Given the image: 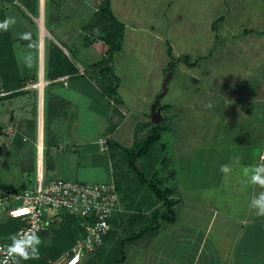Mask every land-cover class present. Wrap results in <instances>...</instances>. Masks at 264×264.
Wrapping results in <instances>:
<instances>
[{"label": "crops", "instance_id": "obj_1", "mask_svg": "<svg viewBox=\"0 0 264 264\" xmlns=\"http://www.w3.org/2000/svg\"><path fill=\"white\" fill-rule=\"evenodd\" d=\"M33 1L0 0V11L5 12L0 22L18 14L15 18H19L23 33L30 34L25 39L11 37L13 53L16 49H35L31 36L36 33L39 39L38 19L40 9H43V23L48 32L44 49L56 45L76 68L79 66L78 73L44 78L43 114L46 121L44 126L42 124V154L45 176L68 181L114 179L117 184L105 136L113 118L117 117L115 103L126 106L150 102L155 92L147 96L144 86L141 91L128 90L122 94L121 49L128 48H124L128 35L133 39L137 31L155 34L160 39L162 32L151 20L153 8L146 6L148 0H109L112 16L122 25V39L115 41L120 45L109 55L111 48L99 34L110 25L97 14L102 0H42V6L41 0ZM168 3L159 7V15H165ZM13 5L18 7L16 12H13ZM31 8L38 9L37 19L29 15ZM51 20L55 22L49 27ZM260 25L263 26V19L248 27L260 29ZM8 28H1L3 34L9 33ZM149 34L141 35L147 38V46ZM257 50L258 74L253 85L248 82L252 75L247 73L246 87L241 94L230 98L215 95L207 99L206 105L193 106V123L215 127L207 133L197 127L191 141L188 137L184 140L178 131L174 133L176 138L172 139L179 143L174 148L169 143L167 172L172 174L177 189L175 219L172 222L160 220L162 222L145 241L138 238L131 243L130 264H264V216H258L256 209L250 206L252 199L264 192V184L251 183L249 179L252 168L264 165V49ZM106 55L110 57L111 71L105 82L115 86L112 96L102 90L104 78H100L97 69H88ZM247 60L253 63L249 56ZM168 62L147 68L148 71L157 70L156 83L150 82L155 89L158 86L161 89L166 82L170 84L167 73L164 75ZM30 68L33 71L36 68V78L24 81L23 87L4 89L3 81H0V188L4 190L26 186L34 178L36 149L33 139L35 133L38 135L39 116L37 114V124L33 125L32 115L36 103L39 113L38 53L37 61L31 57ZM50 69L53 73L54 69ZM30 83H34L32 89L28 87ZM165 112L169 113V110ZM216 130L219 134H215ZM103 141L107 151L102 150ZM218 141L221 144L218 145ZM188 143H194L189 149L192 151L183 159L182 153ZM204 145L207 147L202 161V157L197 156L202 155L200 149ZM223 166L229 171H222ZM142 243L145 248H140Z\"/></svg>", "mask_w": 264, "mask_h": 264}, {"label": "rangeland", "instance_id": "obj_2", "mask_svg": "<svg viewBox=\"0 0 264 264\" xmlns=\"http://www.w3.org/2000/svg\"><path fill=\"white\" fill-rule=\"evenodd\" d=\"M161 1L163 3L169 1L166 6L167 12L165 15L161 14L162 17L158 13L159 7L163 4ZM46 5L47 2L45 3V18ZM13 6V12H16L15 9L18 7ZM146 6L153 8L154 18L151 15V20L155 28L162 32L160 33L162 36L158 40L155 34L148 32L147 46V38L141 36L147 35L145 32L137 31L133 39L128 35V43L124 44V48H128L121 49L123 58L119 65L121 69L120 89L122 94H126L128 90L141 91L146 86L147 96H150L154 90L155 92L150 102L130 103L126 106L114 102L117 117L113 118L105 136L111 151L113 169L117 176L116 182L123 193L125 210L112 221L103 246L88 256V261H84L83 264H130V244L138 239L136 238L137 233H144L140 237L143 240L151 236L152 230L146 232L142 229L150 223L155 230L162 221L153 222L151 215L154 210H164L162 201L142 181L135 171L136 168L144 173L146 179L153 180L159 187H170L172 189L171 198L177 201L178 199L175 198L177 189L172 181V174L167 172L169 171L167 156L169 143L174 145L173 148L179 143L172 139L174 133L178 131L181 136H184V140L188 137V141H191L197 127H200L203 133L212 130L215 126L209 128L210 124L205 126L193 123V106L196 108L200 104L204 106L207 104V99L215 95L235 97L241 94L243 88L246 87L247 73L252 75L248 80L250 85L254 84L256 74H258L256 58L259 50L257 49H264V0H148ZM13 12L9 11V13ZM30 12L29 15L37 19L38 9L31 8ZM15 17V23L10 24L8 28L12 38L23 33L19 18ZM258 19H263V26L260 25V29L248 27L255 25ZM54 22L49 21L48 26H52ZM99 34L105 36L106 32L101 31ZM37 35L35 33L31 36L35 49H16L15 53L12 49L15 61L14 65L10 63L12 66L9 74L10 81L8 85L3 84L4 89L23 87L24 81L36 78V68L34 71L30 68V61L31 57H35L37 61L39 40ZM3 44V31L0 28V47ZM159 45L161 46L158 47ZM3 49L9 48L6 46L0 49V73L3 72L1 66L5 60L2 55ZM44 51L46 77L50 58L57 60L58 55L56 52H51L53 51L51 49H44ZM248 56L253 63H248ZM105 58L110 60L107 55L103 59ZM8 61L6 60V63ZM167 62L169 66L167 70L164 69V75L167 73L170 84L167 85L168 82H166L167 86L164 84L161 89L159 86L155 89L156 86L150 82L156 83L157 70L148 71L147 68L162 66ZM77 69L79 71V66ZM102 77L104 78L103 85L114 90L113 84L109 86L105 82L109 80L108 76ZM0 81H3L1 76ZM33 84L30 83L28 87L33 88ZM168 110L169 113H166L165 111ZM37 114L36 103L33 115L30 114L35 119L33 125L37 124ZM45 121L43 114V126ZM217 122L222 121L217 120ZM153 128H160L159 139L140 156L135 158L129 156L127 150L140 144ZM215 134H219V130H216ZM36 137L35 133L33 139L35 149ZM192 144L194 143L185 145V152L182 153L183 159L191 153L192 150L189 149ZM219 144H221L220 141H218ZM206 147L207 145H204L200 149L202 155L197 156L202 157V161L205 158L203 154ZM204 162L207 166V161ZM18 177L17 175L16 178ZM175 208L174 206V210ZM4 221H6L4 216L0 215V223ZM80 233L76 221L63 217L42 233L38 256L19 259V264H49V260L67 251ZM70 242L72 243L69 244ZM145 247V243L140 246V248Z\"/></svg>", "mask_w": 264, "mask_h": 264}, {"label": "built area", "instance_id": "obj_3", "mask_svg": "<svg viewBox=\"0 0 264 264\" xmlns=\"http://www.w3.org/2000/svg\"><path fill=\"white\" fill-rule=\"evenodd\" d=\"M102 143V150L107 151L105 142ZM122 198L114 179L103 182L47 179L43 156L36 145L33 181L13 190L0 188V215L17 222L14 232L0 237V264L17 262L8 247L13 236L30 242L31 234L35 233L40 238L39 250L42 233L67 213L78 219L82 232L67 251L49 260V264H83L103 246L113 219L125 210Z\"/></svg>", "mask_w": 264, "mask_h": 264}, {"label": "trees", "instance_id": "obj_4", "mask_svg": "<svg viewBox=\"0 0 264 264\" xmlns=\"http://www.w3.org/2000/svg\"><path fill=\"white\" fill-rule=\"evenodd\" d=\"M108 2H109V0H102V4H101L100 8L97 10V14L99 15V18L101 17L102 19H104V21H109L110 25H109V29L107 28L108 32H107V29H105L106 34H105V36H103V38H104L105 42L107 41L109 48H111L108 50V54L111 55L112 51L115 48H117V46L120 45V44L119 45L116 44L115 41L120 42L122 39V37H121L122 36V31H121L122 25L120 23H118L115 20V18L112 16L110 9H109V6H108ZM3 13L4 12L0 11V18L2 17ZM3 42H4V44L0 47V49H2V47H6V46L9 49H3L2 55H3V58H5V60L2 62L3 64L1 67H2L3 72L0 73V76L2 77L3 84L8 85V83L10 81L9 80L10 79L9 74L11 71L10 68H12V66H10V63H11V65H12V63L14 65V61H15L14 55L12 54L13 40L11 38L10 33L6 32V34H3ZM51 50H53L51 52L57 53L58 59L52 60V58H50V60H49L50 66H49V73H48L49 77H51V76L55 77L57 75L66 74V73H78V69L75 67V65L72 63V61L68 58V56L63 52V50L61 48H59L56 45H53ZM6 60H9L8 61L9 64L6 63ZM108 63H109V60L107 58H105V59L101 60L100 62H96V63L92 64L90 67H88V69L89 68H91L92 70L97 69L96 72L98 71L99 74H101L100 77H102L104 75H107L108 72L111 71ZM50 68L54 69L53 73H51ZM89 73H90V71H89ZM97 76H99V75H97ZM7 88L9 90V87H7ZM101 88L104 91V93L108 96H112L114 94L115 89L114 90L110 89V87L109 88L105 87V85H102ZM159 129L153 128L152 131L144 137V139L142 140V142L140 144H136L134 148L127 150V154L129 156L135 158L137 156H140L143 152H146V150L150 147V145L159 139V136H160ZM135 171L137 172L139 177L142 179V181L146 184V186H148L151 189V191L155 194V196L159 200H161L162 204L164 205L163 211H159V210L153 211V213L151 215L153 222H157V221L159 222V220L172 222L175 219L174 206L176 203V200H173L171 198L172 189H170V187L161 188L153 180L146 179L144 173L141 170L136 168ZM21 187H23V186H21ZM117 187L119 188L118 184H117ZM122 200H123V198H122ZM65 217H68V218L78 222V219L71 214L67 213L65 215ZM16 225H17V222L15 220H12V219H7L6 221H4V223H0V237L6 236V235L14 232V230L17 227ZM77 228L79 229L80 232H82V228H80L78 224H77ZM154 228L155 227L151 226L150 223H147L143 227L142 231L148 232V230H152V232H153ZM143 234L137 233L136 238H140L141 236H143ZM74 241H73V243H74ZM71 243L72 242H70L69 244H71ZM86 261H88V260H86Z\"/></svg>", "mask_w": 264, "mask_h": 264}, {"label": "clouds", "instance_id": "obj_5", "mask_svg": "<svg viewBox=\"0 0 264 264\" xmlns=\"http://www.w3.org/2000/svg\"><path fill=\"white\" fill-rule=\"evenodd\" d=\"M15 19L9 17L4 21L0 22V28L7 29L10 24H14ZM22 39L28 38L29 33H19ZM222 171L228 172L229 168L227 166L222 167ZM248 172V169H245ZM251 183L264 184V165H259L251 169L250 175ZM252 208L256 209V214L258 216H264V192L260 193L258 196L254 197L251 201ZM40 243L39 236L35 233L31 234L30 242L25 241L22 237L13 236L12 243L8 246L10 253L13 254L17 259V264H19V259H28L29 257L38 256V245Z\"/></svg>", "mask_w": 264, "mask_h": 264}, {"label": "bare ground", "instance_id": "obj_6", "mask_svg": "<svg viewBox=\"0 0 264 264\" xmlns=\"http://www.w3.org/2000/svg\"><path fill=\"white\" fill-rule=\"evenodd\" d=\"M42 6V0H41ZM39 27H40V36L38 43V88H39V113H38V135H37V146L39 149V155L43 151V127H42V119H43V88L45 83V52H44V40L45 37L48 36V32L44 26V13L43 9H40L39 16ZM43 156V154H42ZM40 159V157H39Z\"/></svg>", "mask_w": 264, "mask_h": 264}]
</instances>
